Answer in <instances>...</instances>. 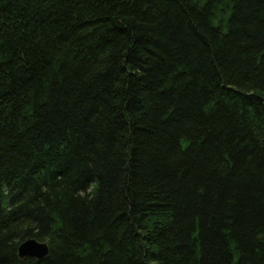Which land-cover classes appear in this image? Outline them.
Listing matches in <instances>:
<instances>
[{
    "label": "trees",
    "instance_id": "1",
    "mask_svg": "<svg viewBox=\"0 0 264 264\" xmlns=\"http://www.w3.org/2000/svg\"><path fill=\"white\" fill-rule=\"evenodd\" d=\"M0 264H264V0H0Z\"/></svg>",
    "mask_w": 264,
    "mask_h": 264
},
{
    "label": "water",
    "instance_id": "2",
    "mask_svg": "<svg viewBox=\"0 0 264 264\" xmlns=\"http://www.w3.org/2000/svg\"><path fill=\"white\" fill-rule=\"evenodd\" d=\"M20 258H43L48 254L47 241H38L34 238L22 242L18 248Z\"/></svg>",
    "mask_w": 264,
    "mask_h": 264
}]
</instances>
